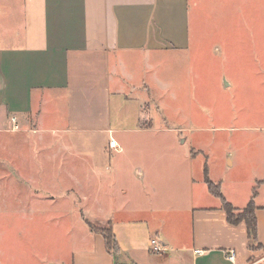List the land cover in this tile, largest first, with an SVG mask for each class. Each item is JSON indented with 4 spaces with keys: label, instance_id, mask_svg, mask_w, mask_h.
I'll list each match as a JSON object with an SVG mask.
<instances>
[{
    "label": "crops",
    "instance_id": "1",
    "mask_svg": "<svg viewBox=\"0 0 264 264\" xmlns=\"http://www.w3.org/2000/svg\"><path fill=\"white\" fill-rule=\"evenodd\" d=\"M197 8L198 0H0V135L5 138L0 264H264L263 156L260 169L245 182V201L223 195L236 209L253 203L256 244L251 249L245 223L230 224L220 199L208 190L205 175L213 184L221 180L210 178L209 167L197 159L202 148L182 150L177 145L165 160L123 159L102 165L77 157L82 155L77 146L62 140L66 126L92 116L99 119L95 124L100 132L108 134L103 148L109 154L126 149L115 134L122 138L153 131L144 124L140 104L151 84L134 81L132 61L138 55L187 50ZM11 117L17 129H10ZM44 133L61 140L50 143ZM110 138L118 148L109 147ZM50 146L55 150L46 160L58 165L53 174L71 178L75 164L83 163L91 182H99L97 189L78 192L74 179L60 193L50 191L51 199H45L47 190L38 194L34 186L43 181V150ZM227 162L232 164L230 158ZM115 186L117 196L110 192ZM71 196L81 197V205L90 208L86 214L98 223L109 222L114 252L107 250L101 234L81 223L89 217L81 216L70 223L57 218L56 225L73 244L58 247L54 256L45 254L42 219L28 205ZM73 227H79V247ZM152 237L163 245L161 253L150 251ZM229 249L235 251L233 261L227 259Z\"/></svg>",
    "mask_w": 264,
    "mask_h": 264
},
{
    "label": "rangeland",
    "instance_id": "2",
    "mask_svg": "<svg viewBox=\"0 0 264 264\" xmlns=\"http://www.w3.org/2000/svg\"><path fill=\"white\" fill-rule=\"evenodd\" d=\"M196 12L191 30L193 42L187 50L138 55L132 61L134 81L151 84L148 96L140 104L144 124L153 131L125 134L122 138L115 134L126 149L109 154L103 148L108 134L100 132L95 124L99 119L92 116L85 117V123L66 126L69 131L62 140L77 146L75 151L82 154H75L77 157L94 159L102 165L123 159L165 160L177 145L182 150L202 148L204 152L197 159L209 167L210 178L220 177L217 184L222 195L243 202L245 182L254 170L260 169V157H264V0H229L227 6L223 0H198ZM171 128L174 130L170 131ZM44 135L50 143L61 140L52 133ZM29 137L34 141V135ZM4 142V136L0 135V159ZM49 148L43 150V181L34 186L38 194L47 190L45 199H51L50 191L58 194L63 186L73 185L74 179L79 183H76L78 192L97 189L99 182H91L93 176L84 171L83 163L72 165L77 171L71 178L53 174L51 170L58 165L46 160L55 150ZM27 173L31 175V169ZM20 187L27 189L25 185ZM110 192L118 195L116 186ZM66 199L75 202V213L71 212L73 204ZM81 200L71 196V199L61 197L55 203L44 200L43 204L28 205L42 219L45 254L54 256L58 247L70 248L73 244L66 239L64 229L56 225L57 218H62L60 223H70L86 216L88 222L101 227L109 224L98 223L93 215L86 214L90 208L82 206ZM71 233L77 236L79 247V227H73ZM114 256L116 262H121L120 257Z\"/></svg>",
    "mask_w": 264,
    "mask_h": 264
},
{
    "label": "trees",
    "instance_id": "3",
    "mask_svg": "<svg viewBox=\"0 0 264 264\" xmlns=\"http://www.w3.org/2000/svg\"><path fill=\"white\" fill-rule=\"evenodd\" d=\"M205 182L207 184L209 192L218 197L221 202V208L225 212L226 219L230 224H237L239 222H244L247 229V236H248V246L252 248L256 244V221L254 215V205L251 201L247 203L242 209H236L225 200L223 197L219 185L213 184L209 179L208 176L205 175ZM90 231L99 233L103 236L105 240L106 248L109 252H114L116 250V242L114 238V234L112 232L110 224L106 227L96 226L91 224L87 220H85Z\"/></svg>",
    "mask_w": 264,
    "mask_h": 264
},
{
    "label": "built area",
    "instance_id": "4",
    "mask_svg": "<svg viewBox=\"0 0 264 264\" xmlns=\"http://www.w3.org/2000/svg\"><path fill=\"white\" fill-rule=\"evenodd\" d=\"M11 122L12 125L10 127V129L14 130L18 128V125L15 123L16 118L15 117H11ZM108 145L110 148H118V145L115 141V139H109L108 141ZM149 249L152 253H161L163 251V245L159 242V240L156 237H152L150 239V244H149ZM195 252H199V250H195ZM227 259L233 261L234 256H235V251L233 249H229V251L226 254Z\"/></svg>",
    "mask_w": 264,
    "mask_h": 264
}]
</instances>
